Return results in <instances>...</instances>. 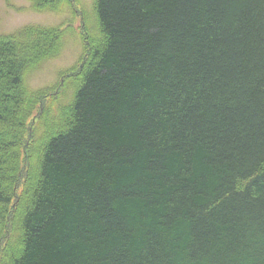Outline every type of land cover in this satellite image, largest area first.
Returning a JSON list of instances; mask_svg holds the SVG:
<instances>
[{
	"label": "trees",
	"instance_id": "1",
	"mask_svg": "<svg viewBox=\"0 0 264 264\" xmlns=\"http://www.w3.org/2000/svg\"><path fill=\"white\" fill-rule=\"evenodd\" d=\"M92 5L0 36V264H264V0Z\"/></svg>",
	"mask_w": 264,
	"mask_h": 264
},
{
	"label": "rangeland",
	"instance_id": "2",
	"mask_svg": "<svg viewBox=\"0 0 264 264\" xmlns=\"http://www.w3.org/2000/svg\"><path fill=\"white\" fill-rule=\"evenodd\" d=\"M93 0H70L63 3L59 11L32 10L28 0H0V36H6L27 25L60 27L64 32V47L54 60L42 64L36 72L30 73L26 83L32 90L46 89L62 84L61 73L79 67L83 55V17L90 28L94 27ZM73 86L61 88L59 104H66L73 95ZM34 115L33 118L35 117Z\"/></svg>",
	"mask_w": 264,
	"mask_h": 264
}]
</instances>
